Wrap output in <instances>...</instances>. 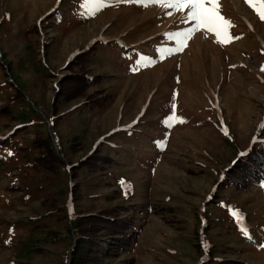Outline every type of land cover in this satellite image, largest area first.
<instances>
[{"label": "rangeland", "instance_id": "obj_1", "mask_svg": "<svg viewBox=\"0 0 264 264\" xmlns=\"http://www.w3.org/2000/svg\"><path fill=\"white\" fill-rule=\"evenodd\" d=\"M216 7L233 39L197 29L177 51L186 8L0 0V264H71L76 221L119 204L138 232L91 264H264V185L226 181L264 142V21L245 0ZM82 71L97 84L75 92ZM47 139L53 170L30 150ZM237 212L258 245L230 226Z\"/></svg>", "mask_w": 264, "mask_h": 264}, {"label": "trees", "instance_id": "obj_2", "mask_svg": "<svg viewBox=\"0 0 264 264\" xmlns=\"http://www.w3.org/2000/svg\"><path fill=\"white\" fill-rule=\"evenodd\" d=\"M92 54L93 48L80 52L73 63H79L81 58H84V61L88 63ZM75 69H77L76 66ZM68 79L70 84L77 85V87L73 89L75 92H79L80 89H87L97 84L98 80L97 77L93 78L88 72L84 71L73 73ZM89 96L85 97V104H91L93 102V99L88 98ZM0 142L3 143L2 140H0ZM253 144L251 152L248 155L242 156L239 161H237L238 163L236 162L234 164V167L230 171V178L226 179L227 183L229 185H234L237 190H247L249 187H255L254 185H264V142H254ZM30 150H35L32 153V159L39 167L53 170L56 168L57 164L61 162V159L57 157L52 148L49 139L45 142H33ZM98 160H100V158L97 160L91 158L85 168L92 170L95 167H100L96 163ZM77 170L81 169L78 168ZM262 187L260 188L262 189ZM215 197H218V195H215ZM114 206L115 205H113V207ZM118 207L121 209H117L114 213H111L110 209H106L101 213H95L94 215L89 214L90 217H86L89 216L86 215L81 218L82 221H76L78 228L82 225L79 223H88L85 225L86 229L84 232L83 230L81 231V229H76L79 240L72 250L71 264H91L90 259L92 258L98 260L102 258L108 259L114 256L116 252H120V249H126L127 246L125 242L128 241L127 239H129L134 232L136 234L138 230L135 226L134 217H116L118 216L117 213L119 214L125 211L131 212L130 210L134 209L127 207L125 204H119ZM243 222H246V220L240 217L239 221H233L230 226L233 228L236 226L240 230L243 229V232L249 229V232H244V235H242V241L250 246L258 245L261 242V239H259L261 237L257 235L255 229H252L251 225L247 228L242 224ZM103 242H110V247L107 248V250L103 249ZM213 262H216L214 257L211 258V263ZM217 263L220 264L219 261Z\"/></svg>", "mask_w": 264, "mask_h": 264}, {"label": "snow or ice", "instance_id": "obj_3", "mask_svg": "<svg viewBox=\"0 0 264 264\" xmlns=\"http://www.w3.org/2000/svg\"><path fill=\"white\" fill-rule=\"evenodd\" d=\"M90 3L97 6L96 10L99 9L101 5L104 4V0H89ZM121 2H128V3H138L141 5H147L151 3H158L161 5H168L173 8L177 9H188L187 14L184 17L185 22H194V27L189 29L185 33H177L176 37L180 43V48L176 50L179 51L184 46V41L187 40L188 36L192 34V32L196 31L197 29H205L207 32H214L217 37L221 36L223 32L225 35L226 40L230 41L233 37L228 36L226 30V22L222 16L219 15L218 9L216 5L218 4V0H121ZM253 9L256 11L259 18L264 21V0H245ZM211 5V6H206ZM171 38V37H170ZM217 42L223 43L225 41L218 40ZM137 68L130 67V71H137ZM173 111L175 110V105H172ZM173 119H178L179 122L183 123L182 118H177L174 115L167 117L163 123L169 127H171V121ZM264 127V126H262ZM226 134V133H225ZM159 146H162L165 142L163 140L156 141ZM12 155L11 152L8 153ZM241 156L244 154L241 153ZM123 183V181H122ZM239 221L240 215L239 213H234ZM10 229V233H11ZM243 231V229H242ZM10 241H6L8 243Z\"/></svg>", "mask_w": 264, "mask_h": 264}]
</instances>
